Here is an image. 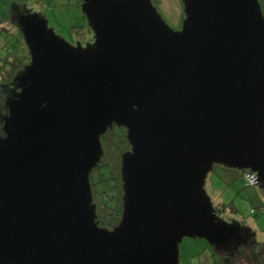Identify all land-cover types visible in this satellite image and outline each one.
Wrapping results in <instances>:
<instances>
[{"label":"water","instance_id":"95a60500","mask_svg":"<svg viewBox=\"0 0 264 264\" xmlns=\"http://www.w3.org/2000/svg\"><path fill=\"white\" fill-rule=\"evenodd\" d=\"M177 32L150 0H82L93 44L38 14L0 138V264H178L183 238L231 235L203 186L213 166L264 180V17L258 0H183ZM125 130L122 209L96 222L101 137Z\"/></svg>","mask_w":264,"mask_h":264},{"label":"rangeland","instance_id":"374dc122","mask_svg":"<svg viewBox=\"0 0 264 264\" xmlns=\"http://www.w3.org/2000/svg\"><path fill=\"white\" fill-rule=\"evenodd\" d=\"M81 1L43 0V5L28 3V7L25 8L21 0H0V87L6 97L15 90L12 81L7 80L8 66H11L14 59L21 61L24 67L30 63L28 47L19 29L21 15L16 16L12 3L16 2L20 6L22 14H38L46 21L47 28L69 45L80 44L85 47L92 40V33L83 15ZM258 1L264 17V0ZM150 2L170 30L177 32L181 29L185 17L183 0ZM3 27L8 30H2ZM104 154L103 149L99 163L105 157ZM120 162L119 156L112 159L110 165L114 167V164L120 165ZM102 172L107 173V170ZM245 175L246 172L242 170L213 166L207 174L203 190L213 207L217 205L224 207L225 211L219 216L231 230V235L225 243L219 245H212L198 238H183L178 245V264H227L226 260L222 259L220 250L233 251L247 238L257 242L264 241V213L260 211L264 209V181L245 186Z\"/></svg>","mask_w":264,"mask_h":264},{"label":"trees","instance_id":"16d2710c","mask_svg":"<svg viewBox=\"0 0 264 264\" xmlns=\"http://www.w3.org/2000/svg\"><path fill=\"white\" fill-rule=\"evenodd\" d=\"M8 66L7 80L13 81L20 73L24 66L18 59H14ZM6 95L0 87V138L4 137L2 130L3 119L7 115L5 106ZM101 145L104 149V158L101 163L91 172L89 180L92 188L93 203L96 206L98 214V225L103 228L112 227L117 223L120 210V191H119V165H110L114 158L127 151L125 140V132L122 128H114L108 131L101 138ZM107 170V173L102 172ZM97 171L95 174L94 172ZM250 173V170H243ZM264 180L260 179L258 184ZM246 186V180H244ZM216 213L224 212V207L217 205L214 207ZM264 213V209L260 210ZM247 236V235H246ZM245 237V236H244ZM222 259H225L227 264H264V241L257 242L251 238H247L240 242L233 251H219Z\"/></svg>","mask_w":264,"mask_h":264},{"label":"flooded vegetation","instance_id":"af4514ba","mask_svg":"<svg viewBox=\"0 0 264 264\" xmlns=\"http://www.w3.org/2000/svg\"><path fill=\"white\" fill-rule=\"evenodd\" d=\"M82 2V1H81ZM18 16H20V15H18ZM31 24L32 23H30V22H27L26 21V17L24 16V17H22V15L20 16V18H19V29L21 30V31H28V30H30L31 29ZM91 32V31H90ZM92 33V32H91ZM90 33V34H91ZM93 33H92V40L88 43L89 45H92L93 44ZM13 82V81H12ZM13 92H19V89L17 90V89H15ZM114 128H122V127H120V126H116V125H113L112 126V128L111 129H109L108 131H111V130H113ZM123 130H124V128H122ZM107 131V132H108ZM106 132V133H107ZM124 132H125V130H124ZM105 133V134H106ZM104 134V135H105ZM103 137V136H102ZM101 137V138H102ZM125 140H126V136H125ZM100 142H101V139H100ZM126 145H127V151H125V152H129L130 151V147L128 146V143L126 142ZM103 149V148H102ZM125 152H123L122 154H124ZM121 154V155H122ZM121 155H120V157H121ZM119 177H120V165H119ZM120 180V179H119ZM91 186V185H90ZM121 186H122V184H121V180H120V182H119V191H120V210H119V216H118V219H117V223L114 225V226H112V227H107V228H113V227H115L118 223H119V220H120V215H121V209H122V201H121V198H122V188H121ZM91 192H92V188H91ZM92 199H93V195H92ZM94 204V203H93ZM95 205V204H94ZM95 213H96V222H97V224L99 223L98 222V214H97V210H96V206H95ZM99 226V225H98ZM100 227V226H99ZM101 228H103V227H101ZM106 228V229H107ZM111 229H108V230H111Z\"/></svg>","mask_w":264,"mask_h":264},{"label":"crops","instance_id":"0c3cea01","mask_svg":"<svg viewBox=\"0 0 264 264\" xmlns=\"http://www.w3.org/2000/svg\"><path fill=\"white\" fill-rule=\"evenodd\" d=\"M22 1V3H23V5L22 6H24L25 8H27L28 6L27 5H29L28 3H31V4H33V3H36L37 5L39 4V5H43V0H21ZM12 9L15 11V13H16V16H18V15H22V17H24L26 14H22L20 11H21V9H19V5L18 4H16V2H13L12 3ZM34 6V5H33ZM27 12V11H26ZM28 13V12H27ZM28 14H31V13H28ZM4 28V27H3ZM2 30H4V31H7L8 30V28L6 29V28H4V29H2ZM1 35V34H0Z\"/></svg>","mask_w":264,"mask_h":264},{"label":"built area","instance_id":"2783aa9c","mask_svg":"<svg viewBox=\"0 0 264 264\" xmlns=\"http://www.w3.org/2000/svg\"><path fill=\"white\" fill-rule=\"evenodd\" d=\"M245 180H246V186L249 185H256L258 183V177L256 174L250 172L245 175Z\"/></svg>","mask_w":264,"mask_h":264}]
</instances>
